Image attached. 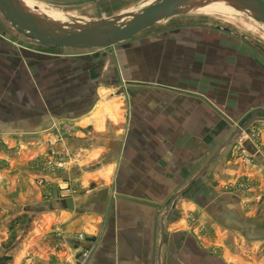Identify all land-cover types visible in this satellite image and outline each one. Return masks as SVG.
<instances>
[{"label": "crops", "instance_id": "1", "mask_svg": "<svg viewBox=\"0 0 264 264\" xmlns=\"http://www.w3.org/2000/svg\"><path fill=\"white\" fill-rule=\"evenodd\" d=\"M177 15L75 49L0 12V243L22 229L6 264H264V52Z\"/></svg>", "mask_w": 264, "mask_h": 264}, {"label": "water", "instance_id": "2", "mask_svg": "<svg viewBox=\"0 0 264 264\" xmlns=\"http://www.w3.org/2000/svg\"><path fill=\"white\" fill-rule=\"evenodd\" d=\"M11 0H0V12L20 33L45 46H65L75 49L104 48L124 42L150 27L160 19L176 14L185 0H159L141 12L117 16L85 25L72 32L70 37L57 34L52 27H41L29 15L15 8ZM243 9L251 11L254 18L264 23V0H233ZM262 14L263 17L259 15ZM128 19L123 22V18Z\"/></svg>", "mask_w": 264, "mask_h": 264}, {"label": "rangeland", "instance_id": "3", "mask_svg": "<svg viewBox=\"0 0 264 264\" xmlns=\"http://www.w3.org/2000/svg\"><path fill=\"white\" fill-rule=\"evenodd\" d=\"M31 3L35 6V9L37 12H48L53 14L57 19L54 23L59 24V27L56 25H42L41 22H39V26L41 27H58L60 31L66 32V31H75L78 28H82L87 24L102 21V20H110L112 18H116L117 16H127V14L135 13V12H141L145 7H147L149 4H153L159 0H119L114 3L109 4V2L104 3L102 7L97 8L95 10H75V9H67L62 7H55V6H49L46 4L41 3L38 0H30ZM235 3V2H234ZM125 5V7L119 8V6ZM229 12H215V11H195V10H189L186 12H180L179 8H177L178 13L180 15H177L176 19H179V22L181 23H193V24H208L213 27H219L224 29L225 31H232L236 33L242 34V36L251 44H253L255 47L261 49L264 52V23H262L260 20L251 17H248L245 15L244 11H248L243 9L241 6L231 8ZM241 9L242 11H239ZM244 10V11H243ZM37 14V13H35ZM40 16L39 14H37ZM128 19V17L123 18V22H125ZM40 21V20H39ZM8 23H10L7 20ZM11 24V23H10ZM74 29V30H73ZM14 30L18 31L16 28ZM19 32V31H18ZM34 45H36L39 48H43V46L36 40L30 41ZM170 202L167 203L166 207L170 205ZM174 203L171 204L172 211L174 209ZM21 216H28L27 215H21ZM23 219L22 217H19ZM26 218V217H25ZM25 218L22 221H19V223L22 225L25 221ZM164 219V215L162 216V220ZM4 217H0V229L2 221H4ZM6 227V226H5ZM8 228V227H6ZM19 228V227H18ZM20 227L19 229H21ZM8 229V237L6 239H3L4 242L0 243V256L7 255L8 251L5 249L9 246H12L15 240L19 239L20 231L16 228L9 231Z\"/></svg>", "mask_w": 264, "mask_h": 264}, {"label": "bare ground", "instance_id": "4", "mask_svg": "<svg viewBox=\"0 0 264 264\" xmlns=\"http://www.w3.org/2000/svg\"><path fill=\"white\" fill-rule=\"evenodd\" d=\"M11 4L26 13L27 15L31 16L37 23L41 22L42 25H56L59 27V24L54 23L56 21V17L51 13H42L37 12L35 9V6L31 3L30 0H11ZM233 0H185L183 1L177 8H179L180 12H186L189 10H195V11H215V12H229L232 10L231 8L238 7L239 4ZM239 11H242L239 9ZM244 11V10H243ZM40 16H38L37 14ZM178 13L176 9V14ZM245 15L248 17L253 18V14L251 11H244ZM260 17H263L262 14L259 15ZM254 19V18H253ZM40 20V21H39ZM58 27H55L54 30L57 34L63 36V37H70L72 32L74 31H60ZM74 30V29H73Z\"/></svg>", "mask_w": 264, "mask_h": 264}, {"label": "built area", "instance_id": "5", "mask_svg": "<svg viewBox=\"0 0 264 264\" xmlns=\"http://www.w3.org/2000/svg\"><path fill=\"white\" fill-rule=\"evenodd\" d=\"M254 139L257 140V152L264 156V143L259 139L258 140V133L255 132V134L252 135ZM240 143V142H239ZM47 146L46 148V161L45 164L47 167H54V168H61L63 165L67 163L68 156L66 154L59 153L55 147H53V143L51 141H47L45 143ZM243 154V156L246 155L244 150H240ZM247 158V156H245ZM41 183V180H38V184ZM92 252V248L85 249L81 255V263L85 264L87 260L89 259Z\"/></svg>", "mask_w": 264, "mask_h": 264}, {"label": "trees", "instance_id": "6", "mask_svg": "<svg viewBox=\"0 0 264 264\" xmlns=\"http://www.w3.org/2000/svg\"><path fill=\"white\" fill-rule=\"evenodd\" d=\"M9 261V256H0V264H6Z\"/></svg>", "mask_w": 264, "mask_h": 264}]
</instances>
